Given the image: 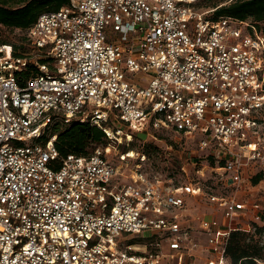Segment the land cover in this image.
Listing matches in <instances>:
<instances>
[{
    "label": "built area",
    "instance_id": "obj_1",
    "mask_svg": "<svg viewBox=\"0 0 264 264\" xmlns=\"http://www.w3.org/2000/svg\"><path fill=\"white\" fill-rule=\"evenodd\" d=\"M201 1L67 0L27 51L0 45V264H227L231 233L262 223L245 186L264 183V35ZM75 119L107 145L61 158L46 130ZM143 128L194 144L181 171L197 177L114 162Z\"/></svg>",
    "mask_w": 264,
    "mask_h": 264
},
{
    "label": "trees",
    "instance_id": "obj_2",
    "mask_svg": "<svg viewBox=\"0 0 264 264\" xmlns=\"http://www.w3.org/2000/svg\"><path fill=\"white\" fill-rule=\"evenodd\" d=\"M66 3L67 0H0V26L24 31L26 39V31L42 12L57 10ZM220 16L250 20L264 35V0H231L215 10L213 17ZM0 45L6 46L7 44L0 43ZM12 51L13 55H19L16 48ZM29 74V72L17 73V76L23 80ZM51 126L53 127L52 135H56L54 146L61 158L68 155L86 156L96 147L107 145L103 132L87 121L75 119L69 124L56 121ZM91 146L95 148L89 151ZM129 147L130 144L127 148ZM260 180L261 176L257 175L252 179V184L257 185ZM253 229L256 234H261L264 232V223L253 225ZM246 239V231L236 230L231 233L226 249L227 264L264 262V248L257 241Z\"/></svg>",
    "mask_w": 264,
    "mask_h": 264
},
{
    "label": "rangeland",
    "instance_id": "obj_3",
    "mask_svg": "<svg viewBox=\"0 0 264 264\" xmlns=\"http://www.w3.org/2000/svg\"><path fill=\"white\" fill-rule=\"evenodd\" d=\"M231 0H202L199 3V7L203 10L211 9L217 5H225L228 4ZM0 43L7 44L6 46L13 47L19 52L27 51V42L25 39L24 31H18L15 29H9L3 26H0ZM24 48V49H23ZM53 131V127L50 126L49 129L46 130L45 136L51 135ZM152 132L150 129H135L133 134V142L130 143V147L127 148L123 145H116V149H111L110 158L116 162L118 161V157L120 154L126 151H133L135 156L137 153L139 156L144 154L147 158L146 163L142 166V172L146 173L148 178L152 181L156 179H167L169 182H172L174 185H178L180 182L187 181L189 179L196 178L197 174L195 170L190 168L188 170V176L181 172L182 162L187 156H194L196 153L194 152L196 146L191 142L185 143L184 140L177 144L173 141V138L170 133L166 132H158L156 133L157 140H154L151 136L148 137L147 133ZM126 133V131H125ZM122 140L123 143H126L125 136ZM176 139V138H175ZM144 140H146L144 142ZM164 140V141H160ZM168 145V146H167ZM112 146L115 144L112 143ZM172 147L171 149L168 147ZM95 146L89 147V151L93 150ZM129 149V150H128ZM137 162L134 158L132 160ZM127 179H123V183L127 182ZM252 183V182H251ZM246 196L250 198V200L257 201L260 203L262 208H264V183H259L254 186L246 181ZM251 196V197H250ZM212 203L201 201L199 205H196L193 210L200 211L203 213H209L211 211ZM252 222L248 224H244L245 228L253 227ZM247 233V241H257L264 248V232L261 234H256L254 229L246 230ZM260 264H264L261 262Z\"/></svg>",
    "mask_w": 264,
    "mask_h": 264
},
{
    "label": "bare ground",
    "instance_id": "obj_4",
    "mask_svg": "<svg viewBox=\"0 0 264 264\" xmlns=\"http://www.w3.org/2000/svg\"><path fill=\"white\" fill-rule=\"evenodd\" d=\"M129 156H131V157L134 156V154L131 150L129 151Z\"/></svg>",
    "mask_w": 264,
    "mask_h": 264
},
{
    "label": "crops",
    "instance_id": "obj_5",
    "mask_svg": "<svg viewBox=\"0 0 264 264\" xmlns=\"http://www.w3.org/2000/svg\"><path fill=\"white\" fill-rule=\"evenodd\" d=\"M261 222L264 223V217L261 219Z\"/></svg>",
    "mask_w": 264,
    "mask_h": 264
}]
</instances>
